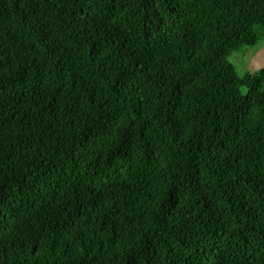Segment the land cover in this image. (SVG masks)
Here are the masks:
<instances>
[{
    "label": "trees",
    "instance_id": "1",
    "mask_svg": "<svg viewBox=\"0 0 264 264\" xmlns=\"http://www.w3.org/2000/svg\"><path fill=\"white\" fill-rule=\"evenodd\" d=\"M264 0H0V264H264Z\"/></svg>",
    "mask_w": 264,
    "mask_h": 264
},
{
    "label": "rangeland",
    "instance_id": "2",
    "mask_svg": "<svg viewBox=\"0 0 264 264\" xmlns=\"http://www.w3.org/2000/svg\"><path fill=\"white\" fill-rule=\"evenodd\" d=\"M237 74L254 72L264 67V42L254 47H242L229 57Z\"/></svg>",
    "mask_w": 264,
    "mask_h": 264
}]
</instances>
